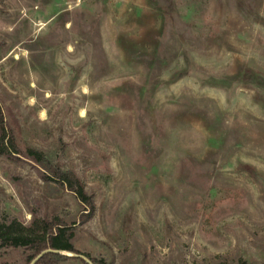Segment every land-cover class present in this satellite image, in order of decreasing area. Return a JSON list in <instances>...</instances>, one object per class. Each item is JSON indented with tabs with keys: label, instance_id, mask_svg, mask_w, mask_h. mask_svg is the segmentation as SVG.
Returning <instances> with one entry per match:
<instances>
[{
	"label": "rangeland",
	"instance_id": "obj_1",
	"mask_svg": "<svg viewBox=\"0 0 264 264\" xmlns=\"http://www.w3.org/2000/svg\"><path fill=\"white\" fill-rule=\"evenodd\" d=\"M0 108V224L58 217L105 264H264V0H0Z\"/></svg>",
	"mask_w": 264,
	"mask_h": 264
},
{
	"label": "trees",
	"instance_id": "obj_2",
	"mask_svg": "<svg viewBox=\"0 0 264 264\" xmlns=\"http://www.w3.org/2000/svg\"><path fill=\"white\" fill-rule=\"evenodd\" d=\"M5 116L0 108V154L14 158L19 154L17 143L11 130L5 122ZM33 160L47 167V180H53L61 187L75 195L82 206L79 223L88 222L94 215L95 206L92 197L87 193L84 184L71 172L55 170L47 162L44 154L34 149H28ZM31 228H26L16 220L0 224V249H25L30 252L26 264H30L38 255L46 250L57 251L43 255L35 264H61L67 261H80L82 264H105L104 261L93 259L89 254L76 250L71 243L73 232L60 218L52 220H34ZM65 253L72 256L65 255ZM87 258L90 262L84 260Z\"/></svg>",
	"mask_w": 264,
	"mask_h": 264
},
{
	"label": "water",
	"instance_id": "obj_3",
	"mask_svg": "<svg viewBox=\"0 0 264 264\" xmlns=\"http://www.w3.org/2000/svg\"><path fill=\"white\" fill-rule=\"evenodd\" d=\"M47 253H57V251H53V250H46L44 252H42L40 255H38L30 264H35V262H37L43 255L47 254ZM72 256V255H70ZM84 260H86L87 262H89V260L85 257H83Z\"/></svg>",
	"mask_w": 264,
	"mask_h": 264
}]
</instances>
